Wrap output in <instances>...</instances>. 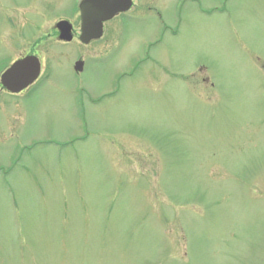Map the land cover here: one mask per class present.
I'll return each mask as SVG.
<instances>
[{
  "label": "rangeland",
  "instance_id": "obj_1",
  "mask_svg": "<svg viewBox=\"0 0 264 264\" xmlns=\"http://www.w3.org/2000/svg\"><path fill=\"white\" fill-rule=\"evenodd\" d=\"M133 1L83 44L77 0H0V63L42 33L0 89V264H264V0Z\"/></svg>",
  "mask_w": 264,
  "mask_h": 264
},
{
  "label": "water",
  "instance_id": "obj_2",
  "mask_svg": "<svg viewBox=\"0 0 264 264\" xmlns=\"http://www.w3.org/2000/svg\"><path fill=\"white\" fill-rule=\"evenodd\" d=\"M130 4V0H83L80 7L82 21V33L80 39L84 42H88L92 37H98L100 35L102 21L112 17L118 11L127 9ZM58 26L60 28L59 37L63 39H71L70 24L67 21L62 20L58 23ZM23 62L24 61L21 60V63L19 62L20 65L14 67L11 71L17 72L19 69H22ZM78 65H80V63H78ZM37 73L38 65H36V68H33L32 76H30L29 79L25 80L24 78L19 80L21 83L20 86L12 87L11 89L19 90L29 81L34 79Z\"/></svg>",
  "mask_w": 264,
  "mask_h": 264
},
{
  "label": "flooded vegetation",
  "instance_id": "obj_3",
  "mask_svg": "<svg viewBox=\"0 0 264 264\" xmlns=\"http://www.w3.org/2000/svg\"><path fill=\"white\" fill-rule=\"evenodd\" d=\"M147 6H148V3H147ZM21 40H22V43H24V45L21 43L22 45L20 44L19 46H17V48L20 49V51L17 54L14 53V57L12 56L13 58H10L9 59V61L6 64V67L9 66V64L12 61H14L15 59L20 58V57H23V56H25L27 54H36V55H38L37 51L35 50V47L38 44H40L39 43L40 38H34L26 46H25V41H23V39H21ZM2 90H4V89H2Z\"/></svg>",
  "mask_w": 264,
  "mask_h": 264
}]
</instances>
